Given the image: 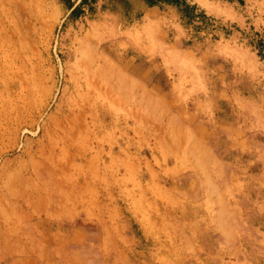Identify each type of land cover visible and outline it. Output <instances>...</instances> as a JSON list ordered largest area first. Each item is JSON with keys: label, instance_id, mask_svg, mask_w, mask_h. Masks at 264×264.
Segmentation results:
<instances>
[{"label": "rangeland", "instance_id": "obj_1", "mask_svg": "<svg viewBox=\"0 0 264 264\" xmlns=\"http://www.w3.org/2000/svg\"><path fill=\"white\" fill-rule=\"evenodd\" d=\"M186 1L0 0V264H264V0Z\"/></svg>", "mask_w": 264, "mask_h": 264}, {"label": "trees", "instance_id": "obj_2", "mask_svg": "<svg viewBox=\"0 0 264 264\" xmlns=\"http://www.w3.org/2000/svg\"><path fill=\"white\" fill-rule=\"evenodd\" d=\"M67 2V9L70 11V14L73 16H77L80 12L81 6L85 4H89L96 0H81L80 4L74 6L70 0H62ZM108 4L112 7L113 10H121L124 12H128L134 1H138L142 3L146 7H154V6H175L180 12V18L184 22V24H192L196 19H200L202 21L206 20L207 17L202 11L197 12V7L193 4H189L186 0H107ZM228 2H238L239 4L243 3V0H225ZM139 15V14H138ZM258 45H261V40H259Z\"/></svg>", "mask_w": 264, "mask_h": 264}, {"label": "crops", "instance_id": "obj_3", "mask_svg": "<svg viewBox=\"0 0 264 264\" xmlns=\"http://www.w3.org/2000/svg\"><path fill=\"white\" fill-rule=\"evenodd\" d=\"M148 8H150V7H148Z\"/></svg>", "mask_w": 264, "mask_h": 264}, {"label": "bare ground", "instance_id": "obj_4", "mask_svg": "<svg viewBox=\"0 0 264 264\" xmlns=\"http://www.w3.org/2000/svg\"><path fill=\"white\" fill-rule=\"evenodd\" d=\"M262 262V261H261Z\"/></svg>", "mask_w": 264, "mask_h": 264}]
</instances>
